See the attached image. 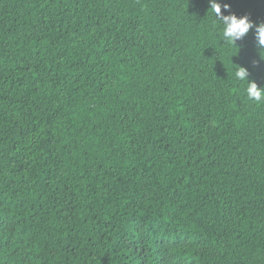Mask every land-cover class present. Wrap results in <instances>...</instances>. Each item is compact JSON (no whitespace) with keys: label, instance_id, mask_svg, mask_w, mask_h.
Returning <instances> with one entry per match:
<instances>
[{"label":"trees","instance_id":"16d2710c","mask_svg":"<svg viewBox=\"0 0 264 264\" xmlns=\"http://www.w3.org/2000/svg\"><path fill=\"white\" fill-rule=\"evenodd\" d=\"M209 9L0 0V264H264V60Z\"/></svg>","mask_w":264,"mask_h":264},{"label":"clouds","instance_id":"9594fccd","mask_svg":"<svg viewBox=\"0 0 264 264\" xmlns=\"http://www.w3.org/2000/svg\"><path fill=\"white\" fill-rule=\"evenodd\" d=\"M210 9L219 22L223 41L228 44L237 46V42L242 40L251 30H255L260 48L261 60H264V22L256 24L249 16H237L234 13L225 15L230 5L222 4L220 0H209ZM223 9V11H222ZM208 12V13H209ZM235 78L238 81L246 82L245 89L248 99L257 103L264 102V87L259 86L255 81L250 79L249 69L244 66H238L235 70Z\"/></svg>","mask_w":264,"mask_h":264}]
</instances>
